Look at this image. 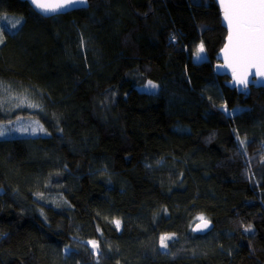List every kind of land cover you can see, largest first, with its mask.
<instances>
[{
    "label": "trees",
    "instance_id": "16d2710c",
    "mask_svg": "<svg viewBox=\"0 0 264 264\" xmlns=\"http://www.w3.org/2000/svg\"><path fill=\"white\" fill-rule=\"evenodd\" d=\"M225 34L214 0H0V80L40 105L0 124L46 131L0 138V264H264V87L215 74Z\"/></svg>",
    "mask_w": 264,
    "mask_h": 264
},
{
    "label": "snow or ice",
    "instance_id": "6c2138e0",
    "mask_svg": "<svg viewBox=\"0 0 264 264\" xmlns=\"http://www.w3.org/2000/svg\"><path fill=\"white\" fill-rule=\"evenodd\" d=\"M31 4L41 13L48 14L77 5H86L87 0H31ZM220 5L228 26V42L222 51L228 66L233 69L235 82L247 87L249 70L255 69L256 75L264 77V0H220ZM18 23L19 21H17ZM2 42L3 37L0 36V43ZM203 52L204 46L201 43L195 55L199 58ZM156 87L157 85L152 81L146 85L147 89H155ZM28 106L36 107L34 104ZM40 130L43 131L42 128ZM2 135H4V131L0 130V136ZM200 219L202 224L197 225L193 229L194 231H201L208 227V222L203 217ZM116 225L119 227V221H116ZM245 231H250V226ZM171 238L169 235H162L160 247L167 248V241ZM88 243L95 252L98 248L96 241H89Z\"/></svg>",
    "mask_w": 264,
    "mask_h": 264
},
{
    "label": "rangeland",
    "instance_id": "374dc122",
    "mask_svg": "<svg viewBox=\"0 0 264 264\" xmlns=\"http://www.w3.org/2000/svg\"><path fill=\"white\" fill-rule=\"evenodd\" d=\"M12 23L15 25L17 24L16 21H12ZM201 57L205 58L204 52L200 54L199 58ZM194 58L199 59L197 56H195ZM219 76L228 77V75H219ZM149 81L151 80H147L146 83L143 85H140L139 88L145 91H156L158 88V84L153 81L152 82L155 85H157V87L155 89L146 88V85L148 84ZM21 101H23V103H21ZM29 104H34L36 105V107H29L28 106ZM38 105H39V102L36 100L33 94V91L29 86L15 83V82L6 83L0 80V109H1V112L4 114V116L9 117L16 110H20V109H28L32 111L38 108ZM41 128L43 129V131L40 130ZM33 129H35V131H33ZM0 130L4 131V135L0 136V138L11 137V136H36V135H42L46 133L43 125L35 117H17V118L12 117L6 123L0 124ZM200 217H203L207 222L212 223L210 219L205 218L204 216L200 215L197 217V220H195L192 227L195 224L202 222ZM211 230L212 228L208 230L207 232H210ZM191 232L193 234H198V233L193 232L192 229H191Z\"/></svg>",
    "mask_w": 264,
    "mask_h": 264
},
{
    "label": "water",
    "instance_id": "95a60500",
    "mask_svg": "<svg viewBox=\"0 0 264 264\" xmlns=\"http://www.w3.org/2000/svg\"><path fill=\"white\" fill-rule=\"evenodd\" d=\"M20 1L28 3L32 7V9L36 13L41 15L42 17H51V16H54V15L70 12V11L76 10V9H85V8H87L89 6V0H87V4L86 5H77L75 7H70V8H67L65 10H62V11H59V12H56V13L44 14V13H41L39 10L35 9V7L31 4V0H20ZM214 1L217 4V6L219 8V11H220L221 25L226 29V36H225L224 43H223L222 47L218 51V55H217L218 63L214 66V72H216V74H218V75H228L230 87H236L237 89L247 88L249 85H253L254 87H264V77H260V76L256 75L255 74L256 73L255 69L249 70V76H248L249 83H248L247 87H244L243 85L237 84L235 82V80L233 78V69H232V67L228 66V62L226 61L224 53L222 51L224 49L225 44L228 42V40H227V37H228L227 22L224 20L223 9L221 8L220 0H214ZM201 224H202V222H199V223L195 224L192 227V231L195 232V233H198L200 235H203V234H206L207 231L210 230L213 227V224L208 222V227L207 228H205V229H203L201 231H194L193 230V229L196 228L197 225H201Z\"/></svg>",
    "mask_w": 264,
    "mask_h": 264
},
{
    "label": "bare ground",
    "instance_id": "6f19581e",
    "mask_svg": "<svg viewBox=\"0 0 264 264\" xmlns=\"http://www.w3.org/2000/svg\"><path fill=\"white\" fill-rule=\"evenodd\" d=\"M217 5V4H216ZM218 7V6H217ZM218 10H219V8H218ZM219 13H220V11H219ZM220 18H221V16H220ZM225 29V28H224ZM225 31H226V29H225ZM225 36H226V34H225ZM224 39H225V37H224ZM223 45V44H222ZM222 47V46H221ZM220 47V48H221ZM220 50V49H219ZM218 50V51H219ZM217 55H218V52H217ZM217 61H218V58H217ZM218 63V62H217ZM216 63V64H217ZM249 87H254L253 85H249L247 88H241V89H238V90H240V91H244V90H247ZM232 88H235V87H232ZM254 88H258V87H254Z\"/></svg>",
    "mask_w": 264,
    "mask_h": 264
}]
</instances>
